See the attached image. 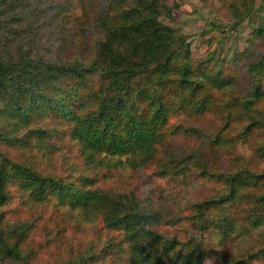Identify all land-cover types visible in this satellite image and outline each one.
Instances as JSON below:
<instances>
[{
	"label": "trees",
	"instance_id": "trees-1",
	"mask_svg": "<svg viewBox=\"0 0 264 264\" xmlns=\"http://www.w3.org/2000/svg\"><path fill=\"white\" fill-rule=\"evenodd\" d=\"M200 1L218 16L224 9L235 26L252 9V0ZM171 4L0 0V264H42L70 222L84 232L86 224L97 226L105 241L88 242L59 264L264 258L259 247L211 261L214 250L205 242L214 236L224 247L264 229V30L252 31L229 61L195 59L184 34L160 20L174 18ZM26 20L48 29L50 51L26 49ZM71 49L79 53L68 55ZM61 145L82 165L72 167L69 181L51 166ZM121 165L137 182L153 171L174 184L99 185V174L116 175ZM12 188L51 208L61 226L53 227L55 244L35 234L42 216L10 228Z\"/></svg>",
	"mask_w": 264,
	"mask_h": 264
},
{
	"label": "rangeland",
	"instance_id": "rangeland-1",
	"mask_svg": "<svg viewBox=\"0 0 264 264\" xmlns=\"http://www.w3.org/2000/svg\"><path fill=\"white\" fill-rule=\"evenodd\" d=\"M171 6H174L176 11L174 18L169 19H160L164 24L171 26L180 30L184 34V38L190 44V52L192 57L197 59L203 56H208L214 54L215 57H222L226 60H231L235 54L241 53L246 47V40L252 31L257 29L264 30V0H252L251 6L252 9L249 11L248 16L235 26L236 21H233V16L230 18V14L225 18V10L220 8V13L218 16L208 4H204L200 0H170ZM220 3V2H219ZM240 5L243 9L246 8L245 4ZM224 4L221 2V5ZM35 6L32 7L30 12L35 11ZM33 15L31 19L35 22L36 16ZM28 21H23L22 27H24L29 33L27 38L22 41L26 46V49L33 53L47 52L50 51V38L48 29L37 28L36 24H27ZM37 35V36H36ZM21 44V39L18 41ZM79 51L77 49H71L68 51V55L77 54ZM62 55H66L65 53ZM52 145L55 146L53 141ZM240 147V146H239ZM243 147L242 149H245ZM56 155L53 159L51 165L53 170L56 172V176L59 178L72 180V177L75 176V172L71 177H68L72 167L79 171L82 167L80 164L76 153L73 155L67 154L64 146L61 145V148H56ZM72 150L76 151L74 148ZM185 151V149H182ZM70 152V151H69ZM17 158V156H15ZM27 160L33 161L30 156L26 155ZM111 163L115 160L111 159ZM124 160L122 159V162ZM57 164V166H56ZM119 171L118 174H99L97 180L99 185L105 184L110 189L120 190L128 188L130 190H135L136 188L142 189L139 183L147 181L149 185L155 187L172 186L173 182H168L165 180H159L155 177L153 171H149L146 174H142L141 178H138V182L131 177L132 171L130 168H127L124 165L116 166ZM144 178V180L142 179ZM142 179V181H141ZM66 181V180H65ZM10 200L11 203L5 208L7 212V217L10 220V228L14 224L18 223V220L22 217L27 219H37L39 216H42V222L40 223L39 229L35 234L41 235V240H45V244L52 245L53 239H55L56 232L53 227L59 226L57 220H53L54 216L50 213L51 208L47 209L45 206H40L39 204L28 203L26 195L23 197L22 194H19L15 188L11 190ZM180 194V193H179ZM86 224V231L79 230L76 224L70 222L69 225L63 226L60 229L67 230V234L63 242H60V245H56L55 250L50 249L52 252L47 253L42 257V264H59L61 261L67 258V255L70 251L73 253L83 249L85 245L89 243H102L105 241L104 232L100 231L99 228L95 229L94 226H88ZM8 229V227H4ZM101 238L99 242L98 239ZM245 240H238L232 244L227 243L224 247H219L217 245L216 238L207 237L205 238L206 244L210 247L211 250H214L211 253V261H217L221 256L226 254H231L233 256H241L245 252H251L254 248L264 247V229H256L251 232V235ZM42 246V245H41ZM47 247V246H46ZM49 247L44 249L47 251ZM36 249H40L36 247ZM55 254V256H54ZM10 261V260H9ZM1 262V261H0ZM6 263V262H4ZM110 264V263H107ZM113 264H125V263H113ZM255 264H264V258L259 259Z\"/></svg>",
	"mask_w": 264,
	"mask_h": 264
}]
</instances>
